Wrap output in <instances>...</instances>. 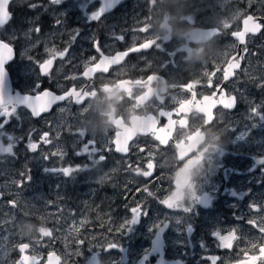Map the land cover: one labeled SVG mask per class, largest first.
Segmentation results:
<instances>
[{"label": "flooded vegetation", "instance_id": "1", "mask_svg": "<svg viewBox=\"0 0 264 264\" xmlns=\"http://www.w3.org/2000/svg\"><path fill=\"white\" fill-rule=\"evenodd\" d=\"M165 1L62 0L59 5L51 4L50 0L10 2L12 18L5 27L14 21L17 36L8 42L14 49V58L5 66L10 95L26 96L38 83L40 91L50 89L56 94H63L73 86L89 87L83 89L86 94L80 104L57 102L38 117L26 106H19L7 118L3 131L16 139L14 155L0 154V206L15 207L25 195L39 194L56 203L55 196L61 192L57 203L75 207L82 194L93 192L95 200L110 204L111 215L122 222L131 218V207L141 205L142 211H146L128 227L129 231L133 229L130 232L133 236L141 231L148 235V244L138 256V264H212L211 257L217 258L216 264H240L245 256L256 257L259 246L264 245V234L249 223L264 211L260 205L264 199L257 193L264 186V139L251 134L250 127L240 130L239 124L240 134L235 135L237 126L227 124L236 118L240 124H250L242 114L251 110L254 103L264 102V88L257 86L264 80V72L259 73L264 69V61H260L257 44L264 31L248 34L245 44H240L231 33L243 30L244 17L239 25H229L228 29L207 21L182 24L176 5ZM137 2L135 8L133 4ZM30 4L38 6L31 8ZM236 6L242 13L245 10L246 15L264 19L254 6L249 9L248 0L229 8ZM187 7L189 11L195 6ZM101 9L99 19H91ZM134 10L139 11L140 17L155 18L143 24L147 33L134 31L133 27L142 23L134 25L127 19V14ZM158 10L162 12L161 20H156ZM58 18L62 19L59 26ZM37 26L41 32L24 35ZM197 29H206V37L199 38ZM74 32L77 35L66 57L54 61L49 76L41 75L35 61L48 58L45 47L63 50ZM113 32L123 34L125 40H114ZM134 33L137 39H132ZM94 38L99 40L106 55L125 51L145 39L156 40L161 46L145 47L126 58L121 55L91 66L90 58L98 57ZM245 47L247 52L243 50ZM232 57L243 59L225 81L223 72H216V68H226ZM86 63L89 67L85 75L91 79L82 76ZM207 72H216L212 87L208 86ZM73 75L78 79H70ZM185 84L192 87L185 90ZM221 88L225 98L228 95L237 98L233 108L227 99L213 98L216 91L219 99ZM4 119L0 118V122ZM44 132L49 133L51 143L40 140ZM79 132L84 136L80 137ZM115 138L120 140L117 145L120 152L111 143ZM30 140L39 145L35 152L27 148ZM93 140L95 153L77 154L84 143ZM2 142L8 143L6 138ZM58 148L64 152L62 159L51 155ZM141 148L145 151L140 152ZM46 154L48 158L44 157ZM101 154L106 159L94 163ZM147 163L148 172L152 171L149 177L144 175ZM69 166H81V169L70 176L46 171ZM21 172L30 174L31 179L18 185L14 181H21ZM148 192L153 195L149 196ZM185 208L191 210L185 212ZM24 219H27L24 213L16 217V220ZM29 220L38 223L35 218ZM160 222L167 223L163 231L154 227ZM143 224H150V228ZM51 226L50 223L48 229L36 224V232L26 235L14 227L11 230L16 236L8 240L6 233L11 230L2 229L10 226L2 225L0 264H17L21 258L17 247L20 243L30 246L25 255L34 256L36 264H45L48 254L55 251L46 248L40 253L34 247L50 238L44 235L47 231L52 232L51 238L56 235ZM233 229H237V234L230 239L219 241L214 235L219 231L227 237ZM110 239L116 243V234L112 233ZM116 244L118 247L111 250L121 253L122 260L125 254L124 263H129L130 238ZM41 247L44 248V243ZM31 262L30 258L25 264ZM254 264H264V260L258 259Z\"/></svg>", "mask_w": 264, "mask_h": 264}, {"label": "rangeland", "instance_id": "2", "mask_svg": "<svg viewBox=\"0 0 264 264\" xmlns=\"http://www.w3.org/2000/svg\"><path fill=\"white\" fill-rule=\"evenodd\" d=\"M169 1L176 5V14L180 17V20L183 21L182 24L190 23V21L193 23L207 21V23L213 25L219 24L220 26L225 24L239 25L243 18V16L241 17L240 15L242 10H239L238 6L234 9L229 8L230 6L232 7V5L235 6L237 3L239 4L243 0H193L189 3L186 0H166L165 2L168 3ZM137 4L138 2L133 4L135 5V8H137ZM188 5L189 7L195 6L194 10L186 11ZM251 6H254L258 11V14L264 17V0H253ZM250 8L251 7H249V9ZM157 13L159 16L156 20H161L163 18L161 10H158ZM152 14H155V12ZM244 14H246L245 10ZM138 15L139 11L134 10L133 13L129 12V14H127V19L134 25H139L141 23L149 24L155 19L153 16L148 18L146 16L140 17ZM25 19L29 18L24 17V20ZM133 28H139V26H134ZM15 32V22L13 21L8 27L4 26L0 29V39L7 42L13 41L17 39ZM137 38L138 36L134 33L132 39ZM263 39L264 33H261L260 42L257 43L259 44L258 52L260 61H264ZM260 66H263V64H260ZM263 72L264 69L261 68L259 73L263 74ZM258 104L262 106L259 110V115L251 110H247V112L242 114L245 121H249L250 124L243 122L240 124V121L236 120L237 118L228 121V127L230 125L237 126L235 135L240 134L238 129L239 124L241 125L240 130L250 127L251 134L255 135L257 139H264V102L262 103L261 101ZM255 105H257V103H254V106ZM263 189L264 186L257 191L258 194L260 193L262 199H264ZM66 193L70 194L69 192ZM60 194L61 192H58L55 196L57 202L58 200H61V197L59 196ZM94 197L95 194L93 192H85L79 197V200L75 201V207H69L65 203L59 204L57 202L54 203L51 200L49 201L48 198L43 197L40 194L37 197L34 195L32 197L25 195L21 200L18 199V203L15 207H9L7 204L0 206V228L4 224H9L10 228L5 227L2 230H11L14 229V227H17L19 230L23 231L24 235H26L30 231L36 232V224L49 229V224L51 223L52 226L50 229L54 230L56 235L45 241H41L39 247H34V251L42 253L45 252L46 248L55 251L60 258L59 264H84L94 252L100 253L97 255L102 264H138V256L148 244L147 233L141 231L138 233L141 236H133L130 233L133 231L131 228L130 231L127 229L124 232H116L115 229L120 223H122V221L118 219L117 216L113 217L111 215L110 204H107L102 200L97 201ZM74 199L75 197L73 200ZM107 200H109V198ZM50 204H54V206H51ZM62 205L64 206L62 207ZM260 205L264 207V203H260ZM23 213L27 216V219H24V221L16 220V217L19 214L22 216ZM71 213L72 215H70ZM57 215H59V217H57ZM259 216H264V211H262ZM29 217L37 219L38 223L29 220ZM60 217L62 218L60 219ZM144 226L148 229L150 228V224H143V227ZM112 233L116 234V243H125V240L130 238L131 244L129 245V248L132 249V252L129 263H124L122 261L121 253L118 254L114 250H105L109 244L113 242L110 241ZM6 236L8 240H14L16 233L11 230L6 233ZM79 241H83V243H79ZM42 243H44V248L41 247ZM177 246L180 247V245H175L174 247L176 248ZM176 251H178V249H176ZM1 253L3 256L5 248H3ZM77 253H79V255H77Z\"/></svg>", "mask_w": 264, "mask_h": 264}, {"label": "snow or ice", "instance_id": "3", "mask_svg": "<svg viewBox=\"0 0 264 264\" xmlns=\"http://www.w3.org/2000/svg\"><path fill=\"white\" fill-rule=\"evenodd\" d=\"M249 2V7H251L253 0H248ZM51 4H55V5H59L60 3H62V0H50ZM9 4H10V0H0V29H2L6 22L11 20V11L9 10ZM31 8H35L38 5L36 4H30L29 5ZM103 9H101L100 11L94 13L91 16V19L93 20H98L101 13H102ZM241 16H243V30H238V31H233L231 33V35L233 37H235L240 44H245V37L248 34H257L261 31H264V19L262 18H257L254 14L253 15H246L244 13H240ZM57 25L59 26L62 23V19H57L56 21ZM225 28L228 29L229 25L225 24ZM32 31H35L36 33L41 32L40 28L37 26L34 29H29V32L25 33V36H29L30 33ZM134 31L139 32V33H147L148 29L143 26V24L139 27V28H135ZM211 34V33H209ZM217 35L219 33H216ZM77 33L74 32V34L71 35L69 44L67 47H65L63 50H58L55 46L53 47H45V51L49 54L48 58L43 59L42 61L37 60L35 61L37 63V66L39 68L40 74L43 76H49L51 74V69L53 66L54 61L57 58H60L61 60H63L67 53L69 52V48L71 46V43L75 40ZM112 38L116 41H120L123 42L125 40V36L123 34H116L115 32L112 33ZM160 44L158 41L156 40H147L145 39L143 42H139L138 44H133L132 46H130L127 50L125 51H116L114 54H109L106 55L105 52L103 51L101 44L99 42L98 39L94 38L93 39V47L96 51V53L98 54L97 56H92L90 58V62H93L91 64V66H94L95 64L101 63L102 61L108 60V59H116L119 56H124V58H126L129 53L131 52H138V51H142L145 50V47H147L148 49L155 47V48H160ZM244 52H247L248 49L247 47H245ZM14 58V49L11 46L10 43L8 42H4L3 40H0V118H5L3 120V122H0V154H6V155H14V146H15V139L13 136L11 135H7L3 129L5 124L8 122L9 117L13 116L16 111L17 108L19 106H26L28 109L31 110V114L35 117L40 116L42 113L48 112L53 105H55L57 102H63V101H69L72 102L74 104H80L81 103V97L83 95H85L86 93L83 92V89H86L89 87V85H87L86 87H81V88H77L76 86L71 87L70 89H67L63 92V94H56L55 92H53L50 89H44L43 91H40L41 85L38 83L36 88L34 90H32L29 94H27L26 96L20 97V96H16L13 97L9 94H7L3 88V82L5 80L6 77V62L10 61L11 59ZM29 59L31 60L32 57H29ZM243 59V57H232L230 59V61L226 62L227 63V67L221 69L220 67L216 68V72H223V80L227 81L229 79V77L233 74V70L238 68L240 66V60ZM89 67V65L86 63L85 64V70L82 73V76L84 78L87 79H91V77L86 76L85 73L87 71V68ZM216 72H207L206 76L209 79V87H212V78L216 75ZM70 79L72 80H76L78 79V77L76 75H73L70 77ZM258 87L260 88H264V80H262L258 85ZM183 87L185 88V90H189L192 85L191 84H185L183 85ZM80 92L81 96H77L76 93ZM215 95H214V99L216 100H222V99H227L229 102V107L233 108L234 107V103L236 101V97L232 96V95H228L227 98L226 94L223 92V89H219V99H217V95L218 93L216 91H214ZM219 106L223 107L222 104H218ZM217 105V106H218ZM262 108L261 105L257 104L253 107H251V110L259 115L260 114V109ZM166 118V117H165ZM80 137L84 136L83 132H79L77 133ZM6 138L8 143L5 145L2 141L3 139ZM40 140L44 143V144H48L51 143L50 139H49V133L48 132H44L41 136H40ZM111 143H113L115 145V151L120 152L121 149L117 147V145L120 143V140L118 138H115L113 141H111ZM94 144V140L93 141H88L86 143L83 144V147L80 151L77 152V154L80 153H88V154H93L96 152V148L93 146ZM38 144L36 142H32L31 140L29 141V143L27 144V148L30 151L35 152L38 149ZM103 149L101 148V151ZM129 151V147L127 150H125V153H127ZM145 150L143 148L140 149V152H144ZM52 156H57L60 157L61 159L64 156V152L58 148L56 152L51 153ZM149 155V153H148ZM45 158H48V155L46 154L44 156ZM150 157V156H149ZM106 159L105 155L101 154L98 156V161H94V163H98V162H102ZM86 167V166H85ZM129 169L132 168V165L130 164ZM81 169V166H76V167H61V168H52V169H46V171H53V172H60L65 176H70L73 172L79 171ZM144 175H146L147 177L152 175V171L151 173L148 172V163H147V170L144 171ZM21 176V181H14V183H17L18 185L23 183L25 180H30L31 176L30 174H28L27 172H21L20 173ZM145 192H147L148 190L145 188L144 189ZM149 196H152L153 193L148 192ZM194 197L196 200L199 199L198 196ZM163 204V200L160 201ZM15 204V202H13V205ZM191 209L190 208H185L184 211L185 212H189ZM253 210H256V206L253 205ZM130 212L132 213L131 218H126L123 220L122 223L119 224V226L115 229L116 232H124L128 229L129 225L134 224L137 220V218L139 216L145 215L146 211H142V206L141 205H137L135 207H131ZM250 224H254L257 229L264 234V216L262 217H254L249 221ZM167 225V223L164 222H160L154 225V227H159L160 231H163L164 227ZM78 230V229H77ZM191 229L189 228V231ZM43 231V230H42ZM228 236L225 237V235H222L221 232L217 231L214 233V235L217 236L219 241H223L225 239H230L231 237L235 236L237 234V229H233L228 231ZM44 235L46 237H51L52 236V232L49 230L46 233H44ZM79 243H83V241H79ZM256 245H253V247H255ZM19 252L21 253V258L20 260L17 262V264H25V261L31 258L32 264H36V258L30 257L28 255H25L26 250L29 249V245L27 244H23L20 243L17 245ZM118 247V244L116 243H112L110 244L105 250H111L112 248ZM77 255H79V253H77ZM50 259H58L57 256H55V253H49L48 254ZM96 257H93V259H95ZM145 259H147V257H145ZM264 260V245H260L259 246V251H258V255L256 257H249V256H245V259L242 260L240 262V264H254L255 261L257 260ZM210 261L212 262V264H216L217 258L216 257H211Z\"/></svg>", "mask_w": 264, "mask_h": 264}, {"label": "water", "instance_id": "4", "mask_svg": "<svg viewBox=\"0 0 264 264\" xmlns=\"http://www.w3.org/2000/svg\"><path fill=\"white\" fill-rule=\"evenodd\" d=\"M12 0H10V2H11ZM11 18H12V16H11ZM257 18H259V17H257ZM9 22V21H8ZM8 22H6V24L8 23ZM242 24H243V19H242ZM243 27H244V25H243ZM196 33H197V35L199 36V38L200 37H206V33H207V30L206 29H197L196 31H195ZM0 40H2V39H0ZM4 41V40H3ZM4 42H7V41H4ZM12 61V59L10 60V61H8V62H6V65L9 63V62H11ZM5 65V66H6ZM9 76H8V72H7V70H6V77H5V80H4V82H3V85H2V88H3V90L7 93V94H9L10 95V93H9V91H8V87H9ZM13 97H16V96H13ZM51 253H55V252H51ZM55 256H57L58 257V259H55V258H53V259H50L49 258V256H47V262L45 263V264H59V262H60V258H59V256L55 253ZM93 257H96L95 259H93ZM37 260H40V259H37ZM123 260L125 261L126 260V258H125V254H123ZM30 264H32V262L30 263ZM77 264H79V263H77ZM85 264H101L100 262H99V260H98V258H97V254H93V255H91L88 259H87V261L85 262Z\"/></svg>", "mask_w": 264, "mask_h": 264}]
</instances>
